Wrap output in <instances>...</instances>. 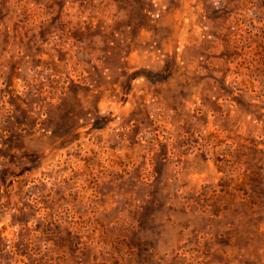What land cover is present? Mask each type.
<instances>
[{
	"label": "rangeland",
	"instance_id": "rangeland-1",
	"mask_svg": "<svg viewBox=\"0 0 264 264\" xmlns=\"http://www.w3.org/2000/svg\"><path fill=\"white\" fill-rule=\"evenodd\" d=\"M0 0V264H264V0Z\"/></svg>",
	"mask_w": 264,
	"mask_h": 264
},
{
	"label": "clouds",
	"instance_id": "clouds-1",
	"mask_svg": "<svg viewBox=\"0 0 264 264\" xmlns=\"http://www.w3.org/2000/svg\"><path fill=\"white\" fill-rule=\"evenodd\" d=\"M213 4L218 7L219 6L218 0H213Z\"/></svg>",
	"mask_w": 264,
	"mask_h": 264
}]
</instances>
